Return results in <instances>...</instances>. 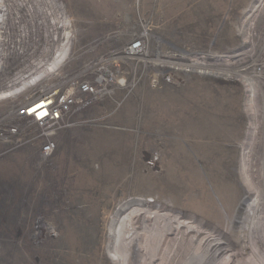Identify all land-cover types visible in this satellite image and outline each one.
I'll list each match as a JSON object with an SVG mask.
<instances>
[{"label":"rangeland","instance_id":"374dc122","mask_svg":"<svg viewBox=\"0 0 264 264\" xmlns=\"http://www.w3.org/2000/svg\"><path fill=\"white\" fill-rule=\"evenodd\" d=\"M0 5V91L17 72L32 82L0 99V264L125 263L137 208L168 224L164 264H251L235 228L250 201V225L264 224V0ZM59 17L68 26L53 40ZM142 33L130 85L69 117L41 157L42 130L15 108L90 77L101 57L113 64ZM66 36L65 59L44 73Z\"/></svg>","mask_w":264,"mask_h":264},{"label":"built area","instance_id":"2783aa9c","mask_svg":"<svg viewBox=\"0 0 264 264\" xmlns=\"http://www.w3.org/2000/svg\"><path fill=\"white\" fill-rule=\"evenodd\" d=\"M113 56V64L110 57H101L88 64L86 71H89L90 77L73 79L69 81V85L59 90H49L38 98L45 100V112L42 115L26 109V106L38 99L27 100L23 108H15L17 116L26 118L36 129L42 130L39 137L45 141L40 145L41 157L51 155L56 146L54 136L57 130L67 125L63 122L68 121L69 117L91 106L94 101L110 97L118 90L124 91L130 85L138 65L144 63L141 57L147 59L146 38L143 33ZM186 64L182 63L184 66ZM8 130L11 134L16 133L18 127L10 125Z\"/></svg>","mask_w":264,"mask_h":264},{"label":"bare ground","instance_id":"6f19581e","mask_svg":"<svg viewBox=\"0 0 264 264\" xmlns=\"http://www.w3.org/2000/svg\"><path fill=\"white\" fill-rule=\"evenodd\" d=\"M6 17H7L6 12L2 10L0 7V28L1 27L3 28V24L5 22ZM50 24H53L55 30V32L53 33V40H55V35L58 34L57 31L59 29H65L68 26V23L63 21L60 17L58 20L55 21L52 20ZM143 35L146 38V35L145 34ZM58 36H60L61 39L62 34L59 33ZM66 39L67 36L63 39L62 44L59 45L56 53H54L52 57V61L48 64L45 62L46 65L44 68V73L47 71H56L59 67L58 65L62 63L63 59H65L66 56L65 50L67 49L68 47L67 43L69 42V41L67 42ZM62 49L64 52L62 51ZM38 64L39 67H41L44 63L42 64L39 62ZM196 64H198V66H200L199 64L203 65L202 63L199 62H197ZM178 65L181 66L180 63H178ZM192 65H195V63H193ZM17 74H18L17 75L18 78L16 77L17 82L14 83L15 85H13V87L9 86V88L0 91V99L17 96L20 94V92L22 91L25 92L28 89V87L31 85L32 82L26 81L25 76L22 75V72L20 73L17 72ZM39 75H41V73L36 75L37 79L39 78ZM44 101L45 100L43 99H38L32 102L30 105L26 106V109L29 110L28 112H33V113L36 112L40 116L45 112ZM247 185L250 186L251 183H248ZM251 204L252 203L250 201L248 203V206H246V209L242 212V218H240L241 221L236 222L238 224L237 227L235 228L236 239L239 243L241 250L246 255L247 259L250 261L251 264H264V256H263L264 252L260 251L262 248L264 250V224L263 222H261V217L259 218V216H257V224L255 225L256 229H253L252 226L250 225L249 219L251 212ZM152 214H153V210H150V208L148 209L137 208L136 210L134 209L130 213L129 217L124 221L126 223L125 225L127 228V232H126L125 243L123 245L125 246L130 245V253H129V261L125 260V263L122 264H164L165 262L164 248H165V239H166L165 232L169 229V227L166 222H159V221L155 222L154 216H152ZM118 227L120 229L122 227V223H119ZM152 252H154V254ZM127 255L128 253L124 251V259H126ZM152 255H155L154 256L155 258L153 257L154 260L150 257Z\"/></svg>","mask_w":264,"mask_h":264}]
</instances>
